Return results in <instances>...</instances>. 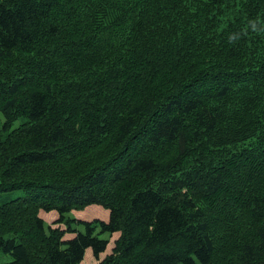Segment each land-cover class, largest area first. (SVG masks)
I'll return each instance as SVG.
<instances>
[{
  "label": "trees",
  "instance_id": "1",
  "mask_svg": "<svg viewBox=\"0 0 264 264\" xmlns=\"http://www.w3.org/2000/svg\"><path fill=\"white\" fill-rule=\"evenodd\" d=\"M0 113L2 264H264V0H0Z\"/></svg>",
  "mask_w": 264,
  "mask_h": 264
},
{
  "label": "rangeland",
  "instance_id": "2",
  "mask_svg": "<svg viewBox=\"0 0 264 264\" xmlns=\"http://www.w3.org/2000/svg\"><path fill=\"white\" fill-rule=\"evenodd\" d=\"M26 117H20L18 118L14 124L12 125L11 129H15L18 126H20L24 121H26ZM4 123V116L2 113H0V130L2 129ZM26 194V191L23 189H14V190H8V191H4V192H0V205L11 201L13 199H16L18 197L24 196ZM100 207V208H99ZM108 213L109 211L104 209L103 207L99 206V205H90L88 206L86 209L84 210H79V211H73V214L71 216H75L77 219H84V220H92L95 218H102V219H108ZM41 216L48 222L51 224H54V222L59 218V215L57 213V211H50V212H44L41 211ZM47 223V224H48ZM54 225H59V224H54ZM63 228H65V225L60 224ZM80 229H82L84 231L83 227H79ZM120 233L119 232H115L114 234H112L110 236L109 233L105 232L101 234L102 238H110V242L108 244V248L107 250L102 253L100 256L101 258L99 260H97L94 256H93V251L91 252L90 249L87 250L88 253H86L85 257H84V261L82 264H98V262L102 259H104V257L111 253L112 248L114 247V242L115 240L119 237ZM75 236V233H70V234H65L64 239H70L72 237ZM90 251V252H89ZM13 260V256L10 253H6L3 250L0 249V264L2 263H6Z\"/></svg>",
  "mask_w": 264,
  "mask_h": 264
},
{
  "label": "crops",
  "instance_id": "3",
  "mask_svg": "<svg viewBox=\"0 0 264 264\" xmlns=\"http://www.w3.org/2000/svg\"><path fill=\"white\" fill-rule=\"evenodd\" d=\"M93 205H96V204H93ZM89 206H90V205H89ZM99 206H100V205H99ZM86 208H87V207H86ZM86 208H85V209H86ZM99 208H100V207H99ZM74 211H75V210H74ZM57 213H58V212H57ZM72 214H73V212H72ZM40 215H41V212H40ZM58 215H59V214H58ZM99 219H102V218H99ZM108 219H109V213H108ZM108 219H103V220H106V221H107ZM44 220H45V219H44ZM81 220H84V219H81ZM45 221H46V220H45ZM46 222H47V221H46ZM47 223H48V222H47ZM68 234H70V233H68ZM88 249L91 250V248H88ZM88 249H87V250H88ZM91 251H92V250H91ZM89 252H90V251H89ZM86 253H88V252L86 251ZM100 258H101V256H100ZM97 260H99V259H97ZM83 261H84V260H83ZM83 261L81 262V264L83 263Z\"/></svg>",
  "mask_w": 264,
  "mask_h": 264
},
{
  "label": "clouds",
  "instance_id": "4",
  "mask_svg": "<svg viewBox=\"0 0 264 264\" xmlns=\"http://www.w3.org/2000/svg\"><path fill=\"white\" fill-rule=\"evenodd\" d=\"M74 211V210H73ZM72 211V212H73ZM75 211H79V210H75ZM44 212H46V211H44ZM48 213V212H47ZM72 214V213H71ZM75 217V216H74ZM76 218V217H75ZM99 219V218H98ZM103 220V219H102ZM48 224H51V223H48ZM51 225H53V226H55L54 224H51ZM92 250V249H91ZM92 252V251H91ZM86 256V255H85Z\"/></svg>",
  "mask_w": 264,
  "mask_h": 264
}]
</instances>
